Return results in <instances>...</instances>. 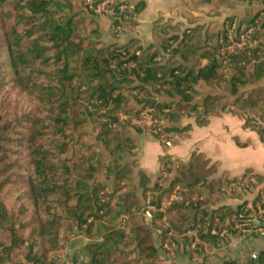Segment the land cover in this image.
Masks as SVG:
<instances>
[{
	"label": "trees",
	"instance_id": "1",
	"mask_svg": "<svg viewBox=\"0 0 264 264\" xmlns=\"http://www.w3.org/2000/svg\"><path fill=\"white\" fill-rule=\"evenodd\" d=\"M249 1L258 5L246 20L252 24L264 14V0ZM119 2L129 9L126 18L97 16L82 0H0V48L12 71L9 80L0 82V264H47L77 234L90 239L84 264H167L157 253L153 228L162 239L181 243L184 253L201 256L203 244L188 249L186 230L199 226L204 244L220 245L227 241L221 230L234 233L232 216L251 220L261 210L264 222V180L253 174L250 203L210 207L212 196L236 178L206 183L215 164L200 154L176 166L160 157L159 175L140 171V193L127 195L136 172L135 137L142 129L131 133L126 122L119 127L118 114L151 107L164 114L162 130L169 138L181 130L182 111L194 113L196 124L203 125L227 106L264 140V109L252 115L264 106V50L230 54L223 65L218 50L230 17L220 26L209 21L181 31L161 24L155 44L143 45L135 35L121 41L119 36L135 25L142 3ZM100 18L107 22L108 41L101 38ZM85 23L90 29L81 37L78 30ZM249 62L254 63L251 71ZM201 82L209 90L195 100ZM166 174L172 179L163 187ZM199 181L206 189L202 203L173 202L159 211L174 184L191 190ZM123 195V211L114 223L115 200ZM148 196L150 220L130 223L134 207H144ZM120 244L132 247L116 263L111 257ZM241 264H264V250L256 262L250 257Z\"/></svg>",
	"mask_w": 264,
	"mask_h": 264
},
{
	"label": "crops",
	"instance_id": "2",
	"mask_svg": "<svg viewBox=\"0 0 264 264\" xmlns=\"http://www.w3.org/2000/svg\"><path fill=\"white\" fill-rule=\"evenodd\" d=\"M129 1L132 6L142 3V8L134 14L135 25L131 28L132 30L121 34L119 39L126 41L135 35L143 45L156 43L154 32L156 27L161 24L178 26L179 31L186 26H192L191 24L203 25L209 21H214L217 26H220L227 17L231 16H236L243 21L250 19L258 6L253 5L249 0ZM187 3H191L193 8L189 10L185 7ZM182 9L189 13L188 16H181L180 10ZM212 12H216L217 15L210 16L209 14ZM96 21L100 28L101 38L108 41L110 35L107 31L106 20L100 18ZM200 33L202 32L197 33L198 37L201 35ZM201 62L204 63V61ZM252 67L253 65L247 71H251ZM263 83L264 81L261 82V84ZM203 88L209 89L202 82L196 85V89L199 91ZM200 93L199 96L202 94ZM195 100H198V97ZM252 115L258 117L260 108L253 110ZM179 127L181 129L179 132L169 134L171 142L166 146H163L150 134L141 133L135 137L137 150L133 159L136 162V172L128 183L127 195L134 196L140 193L138 186L140 171L152 176L159 175L160 157L187 163L192 155L200 154L209 164H215L213 172L209 175V181L216 185L223 184L227 179L238 178L246 170L249 171L250 176L253 174L264 180V140L260 139L256 131L243 126L242 117L230 113L228 109L219 110L217 114L209 116L203 125L196 124L193 115L182 117L179 120ZM186 127L188 128L184 130ZM124 197L125 195L119 196L115 200V210L111 215L114 223L122 214ZM212 197L211 208L226 206L228 209H234L242 201L250 203L255 197V189L251 188L241 197L228 196L223 193ZM132 218L134 215L130 217L129 222L136 224L133 223ZM261 227L264 229V226ZM220 236L227 238L226 243L220 245L209 243L207 245L202 242L204 246L202 255H195V259L191 254L183 252L181 243L177 245L170 243L175 255L180 254V262L177 259L176 264H224L226 260H235L237 264H241L253 254H257L258 257L259 251L264 250V234L254 233L249 237L238 239L235 233L226 231ZM89 241L90 239L83 234H77L71 238L67 246V252L71 255L69 264H84L87 255L86 244ZM202 256H205V262H202Z\"/></svg>",
	"mask_w": 264,
	"mask_h": 264
},
{
	"label": "built area",
	"instance_id": "3",
	"mask_svg": "<svg viewBox=\"0 0 264 264\" xmlns=\"http://www.w3.org/2000/svg\"><path fill=\"white\" fill-rule=\"evenodd\" d=\"M83 4L87 7V9L93 14L97 16H106L114 19L115 17L119 19L121 16L126 18V12L129 10L125 3L119 2V0H82ZM264 21V14L260 15V18L256 19L252 24H248L246 21L240 22L236 17H230L229 20L225 21V30L223 33L222 40L220 41V48L218 50V57L222 58V64H226L230 60V54L236 55L238 52H245L246 56L250 55V50L258 48L259 51L257 54H261L264 50L262 46H264V28L261 26ZM240 65H243V62H238ZM253 62H249L246 65V69L251 68ZM146 111H153L152 108H145ZM167 111V110H164ZM163 111V112H164ZM161 124L164 125V120L161 121ZM254 182L253 177H243L235 179L234 181L228 184V188L231 187L233 189H237L238 191L247 190L250 185ZM179 187L176 185L174 187V191L170 197V202H184L185 204L195 205L202 200V196H190L186 199H183L182 196L179 195L178 190ZM165 202H161L163 206ZM153 207L150 205L149 200L146 199L145 206L143 209L144 219L145 221L148 219V210H152ZM159 211H163V207H160ZM262 211L258 210L256 215L251 216V220L243 219L241 214L236 215V219L233 217V229L238 239H242L244 237H249L254 233H258L260 235L264 234V229L260 225H256L253 222V219H258L262 222L261 219ZM121 221H125L124 217L121 218ZM199 226L188 229L185 232V235L190 237V242L188 245V249H194L197 245L202 244V241L199 239L197 235ZM211 234H214V230L210 231ZM226 233L225 230L220 232V235ZM153 238L156 244L157 253L160 259H168L173 253L170 250V246L168 240H164L160 236V231L157 228L152 229ZM169 250V251H168ZM171 251V252H170ZM71 255L69 253H65L64 256L58 257V264L67 263L70 261ZM195 259V256H192ZM169 264H174V261H170Z\"/></svg>",
	"mask_w": 264,
	"mask_h": 264
},
{
	"label": "rangeland",
	"instance_id": "4",
	"mask_svg": "<svg viewBox=\"0 0 264 264\" xmlns=\"http://www.w3.org/2000/svg\"><path fill=\"white\" fill-rule=\"evenodd\" d=\"M79 1H81V0H79ZM185 7H187L190 10V9L193 8V5H191V3H187V5H185ZM183 9H185V8H183ZM183 9L180 10L181 16H184V17L188 16L189 13L186 12V11H184ZM191 25L192 26H190V25L189 26H186V28L187 27H194V26H196V24H191ZM131 28H133V25L131 26ZM89 29L90 28H89L88 24L85 23V24H83L79 28L78 33H79V35L81 37H83L84 35H87L88 34ZM11 77H12V71H10L8 69V67H7V58H6V55L4 53V49L3 48H0V82L7 81ZM197 90H198L199 93L201 92L203 94V93L207 92L209 89H204L203 88L201 91H199V89H197ZM194 97L195 98L198 97V99H199L201 96L195 95ZM219 103L220 104H223V102H219ZM146 108H151V107H146ZM227 109H228V107L226 106L225 107V110H227ZM263 109H264V106L260 107V112ZM167 112H169V111L168 110L167 111H164V113H167ZM186 113H187V111H182L181 112V114H182L181 118L182 117H185L186 116ZM189 115H193V117H194V113H192V112H190ZM118 118H119V122H120L119 123L120 124L119 127L120 126H123L122 124H124L126 122L127 125H125V126H126V128L131 133H133L134 129L138 127L140 129H142V133L152 135L163 146H166L167 143H170L171 142V139L168 138V137L166 138V135L164 134V132L162 130L164 125L161 124V121L163 119H165L164 114L163 115H160V114L156 113L154 110L147 112L146 109L143 108V109H141L136 114H129L128 115V114L119 113L118 114ZM164 158L167 159L170 163H174L175 166L176 165H179V163H180L177 160H171V159H169L167 157H164ZM205 177H206V181L205 182L207 183L209 181L210 177H209V175H207ZM243 177H253L254 178V176H250V175H243V176H240L238 178H243ZM238 178H236V179H238ZM171 179H172V174H170V175H167V174L166 175H163L162 178H161L160 183H161V185H163V187H167L169 185V183L171 182ZM253 183L254 182H252V184ZM176 185H178L179 189L177 191H178L179 195L182 196L183 199H186L187 197H190V196H194V195L197 196V195H199V196H202V200L200 202H198V203H202L204 201V199H205L204 197L206 196V189H205V187H203V185H204V182L203 181H199L196 184V186L194 188H192L191 190L186 189L184 187V185H181L180 183H176V184L173 185L169 197H167V198L164 197L162 199V201L165 202V204L163 206L160 205V207H163V209L166 208L167 206H169L171 203L175 202V201H171L170 202V197H171V195H174L172 193H173L174 187ZM251 185H250V187H251ZM215 187H216V185L214 186V188ZM250 187L247 190H245V191H241V190L238 191L237 189H233L231 187L228 188V185H223V188L222 189L220 188V192L223 193V194H227L228 196H235L237 194L242 195V194L246 193L247 191H249L250 190ZM190 191H193V193H189ZM147 199L149 200V196H148ZM140 202H141V200H140ZM139 205H140V203L136 207H134V211H133L134 218H132V221H133V223H136V224H138L140 222H142V223L145 222V219H144V215L145 214L143 212L144 207L143 206L142 207H139ZM233 217L235 218L236 215H234V216H232L230 218V223L232 224V226H233V223H232ZM124 219H126V216H124ZM129 221H130V219H129ZM168 243H169V246H170V242L169 241H168ZM67 246H68V244L63 247V250L62 251L50 255L48 257V259H47V264H58L57 258L64 256L65 253H68L67 252ZM131 247L132 246L129 245V244H127L126 246L123 245V244L118 245L117 246V251L115 252L114 255H112L111 260L114 261V262H116V263H121L123 254L125 252H127L129 249H131ZM170 250L172 251V252L171 251L170 252L173 253V255H171L170 258H168L166 260L165 259H162V260L166 261L167 264H169L170 261H174V264H176L177 259L179 260L180 254L177 253L175 255V253L173 252V250L172 249H170ZM195 255H197V254H192V256H195ZM179 262H180V260H179ZM63 264H69V261L67 263H63Z\"/></svg>",
	"mask_w": 264,
	"mask_h": 264
},
{
	"label": "water",
	"instance_id": "5",
	"mask_svg": "<svg viewBox=\"0 0 264 264\" xmlns=\"http://www.w3.org/2000/svg\"><path fill=\"white\" fill-rule=\"evenodd\" d=\"M253 222L256 225L264 226V222H260L258 219H253ZM252 258L254 259V262H256L257 261V254H253Z\"/></svg>",
	"mask_w": 264,
	"mask_h": 264
}]
</instances>
